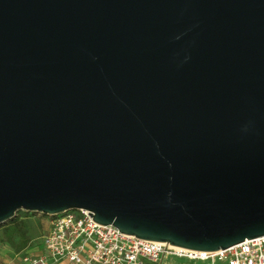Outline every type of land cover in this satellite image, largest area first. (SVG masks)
Wrapping results in <instances>:
<instances>
[{"label": "water", "instance_id": "obj_1", "mask_svg": "<svg viewBox=\"0 0 264 264\" xmlns=\"http://www.w3.org/2000/svg\"><path fill=\"white\" fill-rule=\"evenodd\" d=\"M80 210L187 250L264 237V0H0V226Z\"/></svg>", "mask_w": 264, "mask_h": 264}, {"label": "built area", "instance_id": "obj_2", "mask_svg": "<svg viewBox=\"0 0 264 264\" xmlns=\"http://www.w3.org/2000/svg\"><path fill=\"white\" fill-rule=\"evenodd\" d=\"M43 247L40 254L25 255L24 264H264V237L218 252L187 250L120 233L85 210L52 219Z\"/></svg>", "mask_w": 264, "mask_h": 264}, {"label": "trees", "instance_id": "obj_3", "mask_svg": "<svg viewBox=\"0 0 264 264\" xmlns=\"http://www.w3.org/2000/svg\"><path fill=\"white\" fill-rule=\"evenodd\" d=\"M35 215L22 211L7 224L0 226V244L9 245L17 253L24 251L33 241L27 218Z\"/></svg>", "mask_w": 264, "mask_h": 264}, {"label": "crops", "instance_id": "obj_4", "mask_svg": "<svg viewBox=\"0 0 264 264\" xmlns=\"http://www.w3.org/2000/svg\"><path fill=\"white\" fill-rule=\"evenodd\" d=\"M50 227H51V223H50ZM43 250H44L43 238H42V243L38 247L34 246L33 241H32V243L24 251L20 253L15 252L7 244H0V264H24L22 259L25 255H28V254L37 255V254L42 253ZM163 264H171V261L164 262Z\"/></svg>", "mask_w": 264, "mask_h": 264}, {"label": "rangeland", "instance_id": "obj_5", "mask_svg": "<svg viewBox=\"0 0 264 264\" xmlns=\"http://www.w3.org/2000/svg\"><path fill=\"white\" fill-rule=\"evenodd\" d=\"M27 221L29 225L30 236L33 240V245L38 247L42 243V238L50 227L52 218L38 214L27 218ZM178 262L184 263L185 261H178Z\"/></svg>", "mask_w": 264, "mask_h": 264}]
</instances>
